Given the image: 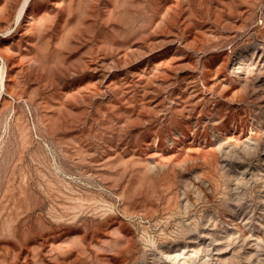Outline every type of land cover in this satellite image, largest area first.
I'll return each mask as SVG.
<instances>
[{"label":"rangeland","instance_id":"rangeland-1","mask_svg":"<svg viewBox=\"0 0 264 264\" xmlns=\"http://www.w3.org/2000/svg\"><path fill=\"white\" fill-rule=\"evenodd\" d=\"M25 1L0 264H264V0Z\"/></svg>","mask_w":264,"mask_h":264},{"label":"bare ground","instance_id":"bare-ground-1","mask_svg":"<svg viewBox=\"0 0 264 264\" xmlns=\"http://www.w3.org/2000/svg\"><path fill=\"white\" fill-rule=\"evenodd\" d=\"M29 5V0H26L25 2H24V4H23V6H22V8L20 9V11H19V18L20 17H22L24 14H25V12H26V7ZM179 255H181V254H179ZM177 256H178V254H177ZM176 256V257H177ZM172 257V256H171ZM175 257V256H174ZM192 257V256H191ZM175 259V258H174ZM188 259V258H187ZM177 260V259H176ZM186 260V259H185Z\"/></svg>","mask_w":264,"mask_h":264}]
</instances>
